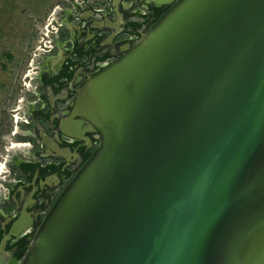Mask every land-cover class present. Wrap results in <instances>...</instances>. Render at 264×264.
<instances>
[{"label":"water","instance_id":"1","mask_svg":"<svg viewBox=\"0 0 264 264\" xmlns=\"http://www.w3.org/2000/svg\"><path fill=\"white\" fill-rule=\"evenodd\" d=\"M116 1L88 15L119 29ZM74 92L57 130L94 152L18 264H264V0H179ZM36 218L23 206L10 236Z\"/></svg>","mask_w":264,"mask_h":264},{"label":"flooded vegetation","instance_id":"2","mask_svg":"<svg viewBox=\"0 0 264 264\" xmlns=\"http://www.w3.org/2000/svg\"><path fill=\"white\" fill-rule=\"evenodd\" d=\"M94 1L99 2L98 9L95 8L97 6L92 5L91 2ZM178 1L174 0L173 3L161 7L146 6L147 0L116 1L115 10L118 8L119 18H121L119 29L112 26L113 28L111 27L112 29L109 31L107 17L111 21L118 19L112 10L107 16L99 13V17H91L92 20L86 27L87 31L93 33L95 37V42L91 46L88 48L81 45L73 46L67 54L65 53L66 58L60 66L57 61L60 52L54 53L55 44L54 50L41 56L37 68L38 73H36L35 99L28 102V108L25 111V115L29 116V120H26L29 127L22 131V135L28 137L26 140L28 142H24L25 147H30L34 154L32 157L35 160L26 164L30 167L28 172H32V176L28 179L19 178L17 189L23 187L25 192L22 199L20 196L18 201H14L10 195L0 194V209H2L0 210V256L6 259L4 264H18L21 259L19 253L25 245L28 247L31 237L61 192L94 152V149L87 150L84 141L66 138L57 130L59 120L66 115L74 100V89L79 87L87 76L101 70L124 53L131 44L138 40L141 33L151 28ZM83 3L72 0L71 8L64 9L65 13L60 17V21L55 22L57 32L67 27V21L73 16L88 19L87 10L90 8L99 11L111 9L106 4V0H84ZM84 14L85 18L82 17ZM113 31L118 32V35L115 45L111 47L108 44ZM48 131L61 146H70L72 149L80 151L81 158L73 161L72 165L68 167L65 160L47 155L49 146L45 144L44 148L42 143L45 139L43 132ZM11 160L16 162V158L13 156ZM4 171V164H2L0 174ZM8 172L13 176L11 170ZM54 175L60 177L59 182L56 181ZM25 205L28 206L29 211L36 214V226L28 236L11 237L9 230L12 220L18 216V211H21ZM16 207L18 210H15ZM10 254L13 258H8ZM12 260L14 262H11Z\"/></svg>","mask_w":264,"mask_h":264},{"label":"rangeland","instance_id":"3","mask_svg":"<svg viewBox=\"0 0 264 264\" xmlns=\"http://www.w3.org/2000/svg\"><path fill=\"white\" fill-rule=\"evenodd\" d=\"M71 5L72 0H0V167L7 172L15 170L10 157L29 151L16 145L28 142L22 135L29 127L25 111L35 99L37 68L45 54L37 46L53 38V25Z\"/></svg>","mask_w":264,"mask_h":264},{"label":"crops","instance_id":"4","mask_svg":"<svg viewBox=\"0 0 264 264\" xmlns=\"http://www.w3.org/2000/svg\"><path fill=\"white\" fill-rule=\"evenodd\" d=\"M111 1L112 0H106V4L109 5ZM79 3L83 4L82 2H79ZM99 7L100 6L95 7V8L98 9ZM96 16L99 17V14L98 15L96 14ZM91 20L92 18L90 15L88 16V19L86 20L73 16L67 21V27H64L59 32H57L58 29L55 26L57 30H55V34L52 38L53 43L55 42L54 44L56 45L54 53H56L57 51L60 52V46H59L60 43H62L65 49L63 53L64 55L65 53L67 54L73 46L81 45L84 48H88L89 46H91L95 42L94 41L95 37H94V34L91 33L90 31H87V28H86L88 22ZM43 136H44L43 138H45L47 141L53 140L52 133L50 131L43 132ZM17 146L18 148L25 147L24 143L18 144ZM42 147L45 148L44 142L42 143ZM27 149L29 151H26V154H24L23 157L19 158V157H16V155L13 156L16 158V162H12L14 165V169H15L14 172H12L13 176H11L10 173L7 171H4L2 172V174H0V175H3V173L5 174L3 175L4 177L0 176V194L4 193L5 195H10L14 201H18L20 196L22 199L25 193L23 187H21L20 189H17V183L19 181V178L22 177L23 179L25 178L28 179V178H31L32 176V172L31 173L28 172L30 167H28L27 165L32 163L35 159L32 157V155H34L32 149L30 147H27ZM2 179L4 182L2 181Z\"/></svg>","mask_w":264,"mask_h":264},{"label":"built area","instance_id":"5","mask_svg":"<svg viewBox=\"0 0 264 264\" xmlns=\"http://www.w3.org/2000/svg\"><path fill=\"white\" fill-rule=\"evenodd\" d=\"M53 28H55V25H53ZM44 40H46V39L44 38ZM53 49H54V43H53L52 38H51V39H48L46 42L42 41L40 44H38L36 51L40 52V54H42V53H49Z\"/></svg>","mask_w":264,"mask_h":264},{"label":"trees","instance_id":"6","mask_svg":"<svg viewBox=\"0 0 264 264\" xmlns=\"http://www.w3.org/2000/svg\"><path fill=\"white\" fill-rule=\"evenodd\" d=\"M164 15H165V14H164ZM164 15H163V16H164ZM163 16H161V17H163ZM26 247H27V246L25 245V246H24V249L19 253V257H20V258H22V257L24 256V254H25V250L27 249Z\"/></svg>","mask_w":264,"mask_h":264}]
</instances>
